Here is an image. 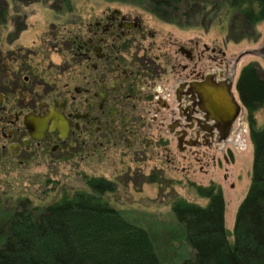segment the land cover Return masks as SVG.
Returning a JSON list of instances; mask_svg holds the SVG:
<instances>
[{"label":"flooded vegetation","instance_id":"af4514ba","mask_svg":"<svg viewBox=\"0 0 264 264\" xmlns=\"http://www.w3.org/2000/svg\"><path fill=\"white\" fill-rule=\"evenodd\" d=\"M138 3L148 17L106 9L81 36L70 32L63 54L51 49L60 63L19 41L23 20L2 19L0 168L73 165L75 157L101 161L111 153L145 166L153 157L174 163L177 155L182 174L198 172L221 193L214 179L231 178L233 151L243 143L234 62L186 40L183 14L169 19L153 14L148 1ZM151 18L179 33L158 30ZM152 178L157 182L153 169ZM95 179L113 192L111 182Z\"/></svg>","mask_w":264,"mask_h":264},{"label":"rangeland","instance_id":"374dc122","mask_svg":"<svg viewBox=\"0 0 264 264\" xmlns=\"http://www.w3.org/2000/svg\"><path fill=\"white\" fill-rule=\"evenodd\" d=\"M136 1L72 0V11L66 12L61 0H0V41L7 30L2 19L6 20L5 25L15 18L23 20L25 30L20 34L19 41L25 46H40L43 56L47 54L51 62L60 63V54L51 49L57 48L63 54L68 34L71 32L81 36L84 24L106 9L148 17L149 14L138 6L139 0ZM177 8L175 14H183L179 23L185 26L183 33L186 40L196 39L208 47L219 49L231 64L240 53L245 52L234 62L236 68L233 85L240 69L249 63L258 67L264 79V21L248 27L228 10L222 0H180ZM172 14L168 12L162 16ZM151 19L158 30L179 33L178 29ZM259 50L262 53H252ZM253 119L256 128L264 125V105L253 114ZM240 128L243 143L233 151L235 162L231 168V178L225 183L220 181L218 175L214 179L215 184L221 188L224 227L229 233L236 209L250 181L252 147L245 111ZM175 156L174 163L163 161L162 164L153 157V162L145 166L133 164L129 156L120 157L118 153H111L101 161H79L75 157L73 165L59 161L52 166L31 164L24 167H1L0 241L7 232L12 213L19 211L25 201L26 211L34 214L63 196L70 197L76 192L88 193L86 178L100 177L114 186L112 193L102 196L108 205L120 212L126 221L148 233L155 254L162 264H178L190 257L191 252L183 240L180 227L172 217L171 203L175 199H182L190 204L205 206L207 201L195 195L186 179L201 187L209 183L208 177L198 172L182 174ZM152 169L155 178L157 176L155 184L147 181ZM227 239L232 241L231 236Z\"/></svg>","mask_w":264,"mask_h":264},{"label":"trees","instance_id":"16d2710c","mask_svg":"<svg viewBox=\"0 0 264 264\" xmlns=\"http://www.w3.org/2000/svg\"><path fill=\"white\" fill-rule=\"evenodd\" d=\"M61 1L71 12L72 0ZM139 1H148L153 14L160 16L176 13L180 4V0ZM222 1L248 27L264 21V0ZM235 90L246 113L252 147L249 185L230 233L224 227V201L217 187L188 184L207 201L203 207L173 200L172 217L191 252L178 264H264V125L256 128L253 119L264 105V79L255 64L241 68ZM85 185L88 193L63 196L34 214L26 211V201L21 204L0 241V264H162L148 233L103 199L112 191L110 183L90 178Z\"/></svg>","mask_w":264,"mask_h":264},{"label":"water","instance_id":"95a60500","mask_svg":"<svg viewBox=\"0 0 264 264\" xmlns=\"http://www.w3.org/2000/svg\"><path fill=\"white\" fill-rule=\"evenodd\" d=\"M252 53H255V52H252ZM260 53H262V51H261ZM242 54H245V52L240 53V55L235 59L234 62H236ZM255 54H256V53H255ZM234 74H235V63L233 64V70L231 71V79H233ZM238 74H239V73H238ZM237 76H238V75H237ZM235 82H236V80H235ZM235 82H234L233 87H234V91H235V94H236V100H237V103H238V105H239V107H240L241 112H243V111H245V110H244V108L242 107V105H241V103H240V101H239L238 95H237V93H236V90H235Z\"/></svg>","mask_w":264,"mask_h":264},{"label":"bare ground","instance_id":"6f19581e","mask_svg":"<svg viewBox=\"0 0 264 264\" xmlns=\"http://www.w3.org/2000/svg\"><path fill=\"white\" fill-rule=\"evenodd\" d=\"M261 51H262V50H259V51H255V53H256V54H260V52H261Z\"/></svg>","mask_w":264,"mask_h":264}]
</instances>
